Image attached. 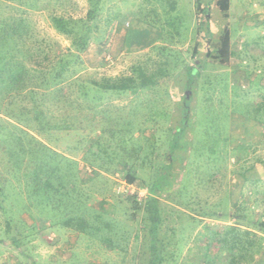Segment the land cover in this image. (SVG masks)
<instances>
[{"label":"rangeland","instance_id":"374dc122","mask_svg":"<svg viewBox=\"0 0 264 264\" xmlns=\"http://www.w3.org/2000/svg\"><path fill=\"white\" fill-rule=\"evenodd\" d=\"M207 1L204 24L194 0H102L88 49L66 77L99 80L130 74L137 65L169 71L164 93L145 90L102 98V106L127 118L128 129H133L123 151L115 146L118 140L104 136L105 150L88 152L89 141L100 130L76 126V118L63 107L49 106L48 120L60 126L44 129L0 112V264H151L154 251L159 264H264V244L250 262H243L236 245L233 254L221 247L227 227L247 247L243 230L250 227L236 224L229 215L232 209L257 201L256 211L264 213L262 117L256 120L233 108L246 100L264 110V0H230L226 17L213 0ZM22 4L0 0V19L21 18L27 35L18 46L27 51L22 58L29 77L37 82L44 79L31 71L37 67L50 79L46 71H52L55 55L71 43L50 17H84L89 2L25 0ZM224 26L230 31L234 53L222 66L205 53L212 51ZM194 62L199 75L192 87L189 120L160 188L152 193L150 186L167 162L164 154L180 119L186 66ZM12 143L14 150L20 151V146L25 150L18 153L22 158L8 152ZM139 147L144 152L132 154ZM234 147L239 148L236 154ZM30 151L36 153L33 159ZM122 156L130 157L136 182L125 179ZM32 162L49 166L45 169L69 167L74 180L76 170L81 171V185L75 184L85 199L84 216L91 227L87 232L42 227L39 218H48L52 208L46 201L53 195L44 189V201L33 191L38 183ZM45 172L39 170L37 179L43 180ZM130 184L146 189L142 200ZM151 197L156 200L157 223L148 210ZM207 210L225 215H204Z\"/></svg>","mask_w":264,"mask_h":264},{"label":"trees","instance_id":"16d2710c","mask_svg":"<svg viewBox=\"0 0 264 264\" xmlns=\"http://www.w3.org/2000/svg\"><path fill=\"white\" fill-rule=\"evenodd\" d=\"M17 1L21 2L22 0ZM56 1L60 3L64 0ZM88 2L89 8L84 17L76 19L63 15H52L50 17L54 28L58 32L71 37V43L65 52L55 55L56 61L52 65V71H46L50 75V79L45 77L46 75L43 74V69L41 68L35 67L31 70L33 73H39L44 76V79H41L40 82L29 77L32 74L27 70L22 58L24 54H27V51L21 50L18 46L20 43L22 44L23 38L27 35L26 26L22 28L23 22L21 18L9 17L8 20L6 17L0 19V112L16 120V122L28 123L29 121H34L44 129L49 125L54 127L60 126L59 123L51 124L48 120L47 113L49 106L63 107L64 112L67 111L73 119L74 117L76 118V126L81 129L86 128L88 131L100 130L98 134H95V138L89 141L91 144L88 152L92 151L94 154L99 153L103 149L105 150L103 146L104 136H110L109 138L118 140L115 146L120 147L121 151H123L126 148L127 142H129V138H132L133 129H128L131 125L127 118L120 117L109 108H106V106H102V98L107 94L119 95L125 93L128 95L145 90H159L164 93L166 90L165 79L168 77L169 71H166L163 67L151 70L147 66L137 65L132 67L130 74L116 77H102L99 80L66 77L65 73L71 69L74 63L80 62L82 53L88 49L91 33L97 26L98 14L102 9V0H88ZM194 2L196 12L200 14V20L204 24H207L210 1L194 0ZM229 3L230 0H213L216 9L225 17L227 16ZM233 53L230 31L227 26H224L218 35L217 42L214 44L212 51H207L205 56L211 57L218 64L225 66L228 64ZM34 63L37 65L41 64L37 60H34ZM198 75V66L195 62L193 65L186 66L180 119L171 134L167 151L164 154L167 162L160 166L158 177L150 186L149 190L152 193H156L160 188V184L171 166L172 155L179 149V142L184 135L191 111L190 103L193 99L192 87ZM38 88L40 89L38 90ZM233 106L234 109L239 108L237 111L241 112L242 115H247L256 120L262 117L260 120L264 125V110L255 109L246 100H239ZM126 133L128 134L127 136ZM224 140L227 141V138ZM225 144L224 142L223 145ZM14 146L12 143L10 148L7 147L8 152L14 154L17 158H22L25 150L21 146L19 147L20 151L14 150L16 148ZM40 147L42 148V145ZM238 149L234 147V151L236 150L235 154L238 152ZM136 151L139 154L144 152L139 147L137 150L134 149L132 154ZM19 152L22 155L19 156ZM30 152L27 153L30 156L29 159H33L36 153L34 151ZM83 158L90 166L94 165V161L90 160L87 156ZM122 158L125 157L122 156ZM127 158L123 161L121 160L126 171L125 179L133 183L136 182L133 176V163L129 162ZM19 161L21 163L22 159ZM48 167L45 164L37 162H32L31 164V170L35 175L36 182L38 184L42 182L43 184L40 187L35 183L33 191L39 194L40 198L42 197L41 199L44 201H46L42 195L44 189L53 195L51 200L46 201V205L52 208V210L48 211V218H46L49 221L48 225L44 222L46 219L39 218L42 220V227L50 228L48 227L50 225L81 233L87 232L91 227L84 216L85 199H82L80 193L81 187L78 188L75 184L77 182L78 186L81 185V171L76 170V180H74L70 177L73 173L69 167L60 168L58 165H53L50 169H45ZM42 169L46 171L45 175L42 173L45 178L40 180L37 179L39 176L38 171ZM240 175L244 182L249 180L244 172H241ZM256 182L260 181L257 180ZM261 183L264 188V180ZM155 202V198L151 197V199L147 200V205L149 207L148 210L154 214V222L157 223L158 210ZM236 204L234 203V206ZM255 205H257V201H253L242 208L236 206L229 214L236 224H247L250 227V229L245 228L243 230L247 239V247L241 246L240 238L234 233L235 231L229 230L230 227H227V231L221 241V247L229 250L232 254L236 245L240 258L244 260L243 262H250L252 256L259 253L264 244L262 242L264 238V213L256 211ZM203 214L213 217L225 215L224 211L218 212L215 210H207ZM155 228L156 225L154 224L153 229L155 230ZM150 260L151 264H159L161 259L154 251Z\"/></svg>","mask_w":264,"mask_h":264},{"label":"built area","instance_id":"2783aa9c","mask_svg":"<svg viewBox=\"0 0 264 264\" xmlns=\"http://www.w3.org/2000/svg\"><path fill=\"white\" fill-rule=\"evenodd\" d=\"M129 188H132V190L136 192L137 194V199L138 200H142V198L145 196L146 194V189H142V188H135L133 185H128ZM131 190V192H132Z\"/></svg>","mask_w":264,"mask_h":264},{"label":"crops","instance_id":"0c3cea01","mask_svg":"<svg viewBox=\"0 0 264 264\" xmlns=\"http://www.w3.org/2000/svg\"><path fill=\"white\" fill-rule=\"evenodd\" d=\"M2 1L5 2V3H6V2H10V1H4V0H2ZM22 1H23L22 6L24 7V6H25V5H24V4H25V0H22Z\"/></svg>","mask_w":264,"mask_h":264}]
</instances>
